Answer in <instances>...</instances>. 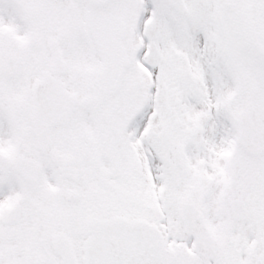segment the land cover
Listing matches in <instances>:
<instances>
[{"label":"snow or ice","instance_id":"1","mask_svg":"<svg viewBox=\"0 0 264 264\" xmlns=\"http://www.w3.org/2000/svg\"><path fill=\"white\" fill-rule=\"evenodd\" d=\"M0 264H264V0H0Z\"/></svg>","mask_w":264,"mask_h":264}]
</instances>
